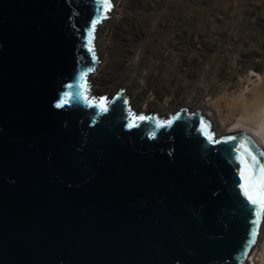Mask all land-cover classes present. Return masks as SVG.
<instances>
[{"label": "water", "instance_id": "1", "mask_svg": "<svg viewBox=\"0 0 264 264\" xmlns=\"http://www.w3.org/2000/svg\"><path fill=\"white\" fill-rule=\"evenodd\" d=\"M112 8L0 0V264H247L264 214L239 149L264 150L215 138L201 111L136 117L125 89L92 96Z\"/></svg>", "mask_w": 264, "mask_h": 264}, {"label": "rangeland", "instance_id": "2", "mask_svg": "<svg viewBox=\"0 0 264 264\" xmlns=\"http://www.w3.org/2000/svg\"><path fill=\"white\" fill-rule=\"evenodd\" d=\"M172 1L165 0L167 15L176 21L167 32L172 35L171 47L174 50V60L169 68L176 75L171 81L162 78L158 70L162 63H158L154 66L153 86L167 96L175 92L180 100L178 103L186 107L193 102L201 114L212 117L221 114L232 127L241 120L234 116V105L244 103L250 92L264 84V0H184L180 7ZM163 4L149 7L140 14L130 8V17L139 22L130 48L134 44V47L140 46V51L150 50L148 38L153 34H148V27L159 21L164 11ZM111 5L113 8L105 15L107 19L116 15L115 7ZM191 6L195 8L193 19L186 12V8ZM151 11L156 14L152 22L147 19ZM188 20L191 21L189 26L185 25ZM179 22L181 28L177 27ZM103 62L99 60L97 67ZM119 74L120 71L109 73L110 83L117 80ZM88 87L91 93V84ZM107 97L105 101H111ZM132 112L136 117L142 114ZM157 115L164 118L162 114Z\"/></svg>", "mask_w": 264, "mask_h": 264}, {"label": "bare ground", "instance_id": "3", "mask_svg": "<svg viewBox=\"0 0 264 264\" xmlns=\"http://www.w3.org/2000/svg\"><path fill=\"white\" fill-rule=\"evenodd\" d=\"M183 1L173 0L172 2L180 7ZM111 3L115 7V17L103 19L94 33V46L98 61L103 60L104 62L95 69V72L87 75L86 82L91 84L92 95L108 96L107 98L113 100L122 89H125L124 96L128 99V108L131 111L146 115L162 114L168 119L169 115L178 114L186 108L188 114L193 115L198 111L193 102H189V106L186 107L178 103L180 100L175 92L167 96L164 91L153 86L154 66L158 63H162L158 69L162 78L171 81L176 75V72L169 68L174 60V50L171 47L172 35L167 34L168 27H172V22L176 24V21L175 18L170 19V15H167L168 8L165 0H111ZM159 3H164V11L159 21L151 23L148 27V34H153L148 38L150 50L140 51V46L134 47V44L130 48V41L133 40L136 26L139 24L137 20L130 17V8L137 13L145 12L147 8ZM194 9V6L186 8L190 19H193ZM154 17H156L154 11L147 15L150 22ZM185 25H191V21H186ZM181 26L180 22L177 23L178 28ZM147 53L149 55H146ZM142 69L145 70L141 71ZM118 71H120L119 78L110 83L108 79L111 77L108 74H116ZM130 81L131 85H129ZM247 97L244 103L234 105V116H239L241 120L232 127L228 126L230 124L223 120L221 114L214 117L208 114H201V116L211 125L215 138L245 132L264 150V84H261L253 93L250 92ZM263 220L247 264H264Z\"/></svg>", "mask_w": 264, "mask_h": 264}, {"label": "snow or ice", "instance_id": "4", "mask_svg": "<svg viewBox=\"0 0 264 264\" xmlns=\"http://www.w3.org/2000/svg\"><path fill=\"white\" fill-rule=\"evenodd\" d=\"M102 3L105 10L110 8V0H102ZM98 22V20L92 22V30H94L95 24ZM64 102L62 101L57 106H63ZM239 151V162L242 165L241 177L245 180V183L242 185L244 195L251 204L257 206V215L264 214V164L249 150L246 144L242 143ZM259 155L264 156V153H260ZM254 236L255 233H253V238Z\"/></svg>", "mask_w": 264, "mask_h": 264}]
</instances>
